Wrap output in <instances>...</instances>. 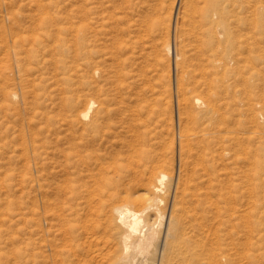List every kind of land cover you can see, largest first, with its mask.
I'll return each mask as SVG.
<instances>
[{
  "label": "rangeland",
  "instance_id": "1",
  "mask_svg": "<svg viewBox=\"0 0 264 264\" xmlns=\"http://www.w3.org/2000/svg\"><path fill=\"white\" fill-rule=\"evenodd\" d=\"M141 142L173 181L165 231L179 194L209 249L264 264V0H0V264H113Z\"/></svg>",
  "mask_w": 264,
  "mask_h": 264
},
{
  "label": "bare ground",
  "instance_id": "2",
  "mask_svg": "<svg viewBox=\"0 0 264 264\" xmlns=\"http://www.w3.org/2000/svg\"><path fill=\"white\" fill-rule=\"evenodd\" d=\"M180 57V56H179ZM179 87L184 92L182 101L186 104H192L197 106L199 109H202L206 106L200 98L190 99L186 96L185 84L180 80ZM97 103L93 100H88L87 107L85 111L82 112V116L85 119H88L91 111ZM189 114L187 111L182 112L181 115ZM100 118V117H99ZM94 119V118H92ZM92 121V120H91ZM97 124V123H96ZM89 125V124H88ZM95 126V123L93 124ZM91 125V126H92ZM134 129V128H133ZM135 130V129H134ZM149 129H145V133L148 134ZM150 134V133H149ZM184 153L193 150V147L189 141L190 133L185 125L182 126L180 131ZM145 135V134H144ZM147 142V140H146ZM140 148L136 146L133 147L134 154L141 152L145 155L141 160L144 161L145 172L149 170V167H153V175L148 184V187L142 195L138 197H127L125 202L114 205L112 208L111 217L109 218L112 226L115 230L114 238L117 243V259L113 264H229L230 261L227 256H223V253L216 254L214 251L207 247V239L197 235L196 231L200 228H197V225L190 223V226L186 225L184 220L180 216V200L179 194L176 196L173 208L171 211L168 224L166 225V213L161 208V203L163 204L164 194L166 191H170L172 188V179L168 181L169 174L163 169L164 167V158H159L156 154L152 155L148 150L143 147L142 142L139 143ZM142 154V155H143ZM137 155H139L137 153ZM186 155V156H188ZM83 156V155H82ZM194 156V155H193ZM192 156V157H193ZM137 157V156H136ZM139 157V156H138ZM163 157V156H162ZM191 157V158H192ZM188 158V157H187ZM140 159V158H139ZM184 160V159H183ZM186 160V159H185ZM189 160V159H188ZM165 161V160H164ZM185 162V161H184ZM184 164V163H183ZM105 165V164H103ZM116 165V164H115ZM118 166V165H117ZM150 167V168H151ZM101 168H103L101 166ZM109 168V167H108ZM114 168V167H113ZM159 168V169H158ZM188 168V167H187ZM116 169V168H115ZM106 170V169H105ZM187 170V169H186ZM99 172V171H98ZM101 173V171H100ZM147 173V172H146ZM71 175V174H70ZM105 175V174H104ZM146 175V174H145ZM187 175V172H186ZM185 175V176H186ZM72 176V175H71ZM102 176V175H101ZM184 176V175H183ZM184 176V177H185ZM94 177V176H93ZM106 177V176H105ZM104 177V178H105ZM95 178V177H94ZM102 178V177H101ZM112 177H110L111 179ZM114 179V178H113ZM185 179V178H184ZM67 180V179H66ZM79 180V179H78ZM91 180V179H90ZM83 181V180H82ZM103 181V180H101ZM100 181V183H101ZM109 181V180H108ZM111 181V180H110ZM69 182V181H68ZM73 182V181H72ZM116 182V181H115ZM185 182V181H184ZM71 183V182H70ZM84 183V182H83ZM86 183V182H85ZM98 183V184H100ZM112 183V182H111ZM183 182H181L182 184ZM115 184V183H114ZM186 184V183H185ZM68 185V184H66ZM70 185V184H69ZM83 185V184H82ZM101 185V184H100ZM111 185V184H110ZM95 186V185H93ZM105 186V185H104ZM109 186V185H108ZM113 186V184H112ZM147 186V185H146ZM181 186V185H180ZM179 186V190L180 187ZM73 187V185L71 186ZM78 187V186H77ZM103 187V185H102ZM100 188L103 189V188ZM120 187V186H119ZM184 188V185H182ZM187 187V184H186ZM76 188V187H75ZM89 190V186L87 187ZM182 188V189H183ZM68 189V188H67ZM66 189V190H67ZM71 189V188H70ZM73 189V188H72ZM71 189V190H72ZM79 189V188H78ZM107 189V188H106ZM117 189V188H115ZM145 189V188H144ZM186 189V188H185ZM75 190V189H74ZM92 190V189H91ZM96 190V189H95ZM94 190V191H95ZM99 190V189H97ZM97 190L95 192H97ZM109 190V188H108ZM106 190V191H108ZM77 191V190H75ZM75 191L73 193H75ZM117 191V190H116ZM186 191V190H185ZM184 191V192H185ZM67 192V191H66ZM92 191H90L91 193ZM120 192V191H119ZM122 192V191H121ZM78 193V192H77ZM76 193V195H77ZM89 193V191H88ZM94 193V192H93ZM99 193V192H97ZM96 193V194H97ZM110 193V192H108ZM114 193V192H113ZM123 193V192H122ZM180 193V192H178ZM101 194V192L99 193ZM104 195V190L103 193ZM116 194V193H114ZM185 194V193H184ZM183 194V195H184ZM112 195V193H110ZM121 195V194H120ZM98 196V194H97ZM108 196V194H107ZM116 196V195H115ZM81 197V196H80ZM91 197V196H90ZM105 197V196H104ZM110 197V196H109ZM114 197V196H113ZM184 197V196H183ZM79 198V197H78ZM86 198V196H84ZM99 198V197H98ZM102 198V197H101ZM101 198H99L101 200ZM76 199V198H75ZM83 199V198H81ZM91 199V198H90ZM107 199V198H106ZM73 200V199H72ZM88 200V199H86ZM92 200V199H91ZM96 200V199H94ZM93 200V201H94ZM105 200V199H104ZM108 200V199H107ZM113 200V199H112ZM70 201V200H69ZM183 201V200H182ZM65 202V201H64ZM63 202V203H64ZM98 202V201H97ZM165 202V201H164ZM86 203V202H85ZM100 203V202H99ZM81 204V203H80ZM97 204V203H96ZM52 205V204H51ZM83 205H85L83 203ZM98 205V204H97ZM111 205V204H110ZM50 206V205H49ZM75 206V205H74ZM187 206V205H186ZM94 207V206H93ZM99 207V206H98ZM97 207V208H98ZM103 207V206H102ZM63 208V207H62ZM104 208V207H103ZM62 210V209H61ZM70 210V209H69ZM73 210V209H71ZM99 210V209H98ZM191 210V209H190ZM189 210V211H190ZM53 211V210H52ZM77 210L76 212H78ZM83 211V210H82ZM73 212V211H72ZM73 212V213H76ZM95 212V211H93ZM92 212V213H93ZM105 212V211H104ZM68 213V212H67ZM96 213V212H95ZM107 213V216H108ZM191 213V212H190ZM106 214V213H105ZM198 214V213H197ZM67 215V214H66ZM58 216V214H57ZM61 216V215H60ZM68 216V215H67ZM73 216V215H72ZM198 216V215H197ZM201 216V215H200ZM183 217V216H182ZM208 217V216H207ZM93 218V217H92ZM101 218V217H100ZM192 218V217H191ZM194 218V217H193ZM188 219V218H187ZM196 219V218H195ZM107 220V218H106ZM65 221V220H64ZM89 221V220H88ZM186 221V220H185ZM208 221V220H207ZM101 223V222H100ZM54 224V223H53ZM58 225V224H57ZM198 225H200L198 223ZM202 225V224H201ZM91 226V225H89ZM101 226V225H100ZM203 225L201 226V228ZM212 227V226H211ZM95 228V227H94ZM93 229V228H92ZM204 229V228H203ZM66 230V229H65ZM69 230V229H68ZM198 230V231H199ZM93 231V230H92ZM91 231V232H92ZM101 231V230H100ZM99 231V232H100ZM215 231V230H214ZM73 232V231H72ZM207 232V231H206ZM93 233V232H92ZM97 233V232H96ZM199 233V232H198ZM204 233L205 232H200ZM211 233V232H210ZM206 234V233H205ZM208 234V233H207ZM206 234V236H207ZM65 235H67L65 233ZM74 235V234H73ZM93 235V234H92ZM71 236V235H70ZM69 236V237H70ZM80 236V235H79ZM200 236V237H199ZM205 236V235H204ZM209 236V235H208ZM57 237V236H56ZM74 237V236H73ZM72 237V239H73ZM76 238V237H75ZM81 238V237H80ZM209 238V237H207ZM68 239V238H67ZM71 239V237H70ZM70 239L68 241H70ZM77 239V238H76ZM213 239V238H212ZM63 240V239H62ZM90 240V239H89ZM65 241V240H64ZM76 241V240H75ZM107 241V239H106ZM211 241V240H209ZM52 242V241H51ZM91 242V241H90ZM113 242V243H115ZM74 243V242H73ZM83 243V242H82ZM86 243V242H85ZM84 243V244H85ZM88 243V241H87ZM94 243V242H93ZM215 243V242H214ZM92 245V243H90ZM108 244V243H107ZM111 244V243H110ZM211 244V243H210ZM209 244V245H210ZM56 245V243H55ZM60 245V244H59ZM212 245V244H211ZM99 246V245H98ZM114 246H116L114 244ZM52 247V246H51ZM79 247V246H78ZM219 247V246H218ZM55 248V247H54ZM61 248V247H60ZM70 248V247H69ZM73 249V248H72ZM113 249V248H112ZM114 250V249H113ZM214 250V249H213ZM56 251V250H55ZM71 250H69L70 252ZM95 251V250H94ZM103 251V249H102ZM220 251V250H219ZM67 252V253H69ZM114 252V251H113ZM216 252V251H215ZM66 253V254H67ZM83 253V252H82ZM111 253V252H110ZM41 254V253H40ZM75 254V253H74ZM73 254V255H74ZM109 254V253H108ZM76 255V254H75ZM92 255V254H91ZM103 255V254H102ZM77 258V257H76ZM113 258V257H112ZM62 259H65L63 257ZM72 259V258H71ZM86 259V258H85ZM111 259V258H110ZM114 259V258H113ZM112 259V260H113ZM83 260V259H82ZM63 261V260H62ZM70 259H65V262L68 263ZM111 261V260H110ZM60 262V261H59ZM73 263V261H71ZM70 262V263H71ZM85 262V260H84ZM96 262V261H95ZM216 262V263H215ZM80 263V262H79ZM87 263V262H86ZM92 263V262H91ZM59 264V263H58Z\"/></svg>",
  "mask_w": 264,
  "mask_h": 264
}]
</instances>
